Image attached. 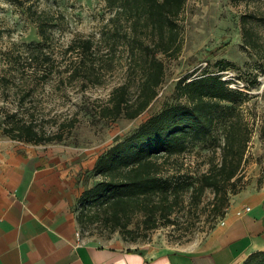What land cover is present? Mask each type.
<instances>
[{"label": "rangeland", "instance_id": "1", "mask_svg": "<svg viewBox=\"0 0 264 264\" xmlns=\"http://www.w3.org/2000/svg\"><path fill=\"white\" fill-rule=\"evenodd\" d=\"M37 15L48 18L47 40L38 34ZM110 15L105 0H0V107L16 110L25 95L20 115L24 113L48 133L63 127L64 139L47 144L79 147L94 156L167 102L176 101L180 78L215 71L240 94L236 117L245 135L250 134L241 171L244 187L231 196L225 214L218 218L212 211L216 201L212 190L203 194L199 204L188 191L171 216L173 224L149 228L143 213L135 212L130 232L112 230L103 221H90L79 223L80 234L100 241L123 240L136 247L156 244L179 248L199 243L225 218L231 223L235 217L252 215L249 205L258 201L255 190H264V22L255 18L264 16V0H186L178 18L180 51L161 54L165 75L158 95L135 118L112 119L98 112L122 82L130 84L131 96L136 95L143 71L125 47L108 54L104 46L92 56L98 60L95 72L101 83L83 87L82 78L73 79L69 74L73 68V53L67 51L70 42L76 37L98 39ZM45 56H49L48 62ZM107 58L113 64L106 63ZM3 118L0 115V135L6 136ZM71 121L73 124H68ZM220 150L214 146L195 149L170 163L165 171L192 181L211 161H219ZM91 169L83 171L81 191L99 177ZM74 210L78 215L77 201Z\"/></svg>", "mask_w": 264, "mask_h": 264}, {"label": "trees", "instance_id": "2", "mask_svg": "<svg viewBox=\"0 0 264 264\" xmlns=\"http://www.w3.org/2000/svg\"><path fill=\"white\" fill-rule=\"evenodd\" d=\"M105 1L111 15L99 38L76 37L67 47L73 53L69 74L73 79L82 78L83 87L101 83L99 73L95 72L98 60L92 56L99 54L104 46L108 54L119 46L125 47L143 71L136 95L131 96L130 84L122 82L113 88L98 112L112 119L135 118L158 95L165 75L161 54L180 51L178 18L186 0ZM255 18L264 22V16ZM47 19L43 15L36 17L42 40L49 38ZM49 59L45 56V61ZM104 61L113 64L111 58ZM177 89L176 101L167 102L97 155L91 170L99 177L76 200L80 207L76 215L79 223L103 221L112 230L118 228L126 233L131 231L132 215L141 212L149 228L160 223L173 224L175 219L171 216L188 191L192 201L199 204L203 194L212 190L216 198L213 214L216 218L225 214L231 196L244 187L241 171L250 140V134L245 135L240 118L236 117L239 91L230 88L220 73L205 70L180 78ZM24 101L22 95L16 110L0 107V115L4 117L2 132L6 136L30 144L64 139L63 127L48 133L33 119L24 117V113L20 115ZM68 124L72 125L73 121ZM208 146L221 147L220 159L211 161L196 179L181 180L174 172L166 173L170 163ZM240 264H264V250L251 251Z\"/></svg>", "mask_w": 264, "mask_h": 264}, {"label": "crops", "instance_id": "3", "mask_svg": "<svg viewBox=\"0 0 264 264\" xmlns=\"http://www.w3.org/2000/svg\"><path fill=\"white\" fill-rule=\"evenodd\" d=\"M96 158L79 147L0 135V264H240L264 250L262 189L252 215L225 218L197 244L136 247L81 235L74 205Z\"/></svg>", "mask_w": 264, "mask_h": 264}, {"label": "built area", "instance_id": "4", "mask_svg": "<svg viewBox=\"0 0 264 264\" xmlns=\"http://www.w3.org/2000/svg\"><path fill=\"white\" fill-rule=\"evenodd\" d=\"M221 223H222V224L225 223L224 220H222Z\"/></svg>", "mask_w": 264, "mask_h": 264}]
</instances>
